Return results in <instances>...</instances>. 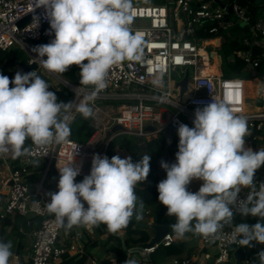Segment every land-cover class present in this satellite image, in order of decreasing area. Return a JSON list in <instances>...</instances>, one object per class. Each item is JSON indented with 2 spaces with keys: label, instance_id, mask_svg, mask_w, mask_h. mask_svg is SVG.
Masks as SVG:
<instances>
[{
  "label": "clouds",
  "instance_id": "obj_1",
  "mask_svg": "<svg viewBox=\"0 0 264 264\" xmlns=\"http://www.w3.org/2000/svg\"><path fill=\"white\" fill-rule=\"evenodd\" d=\"M33 6L44 8L50 34L54 33L49 43L32 48L37 54L33 60L59 74L78 66L79 84L92 90L75 104V112L90 118L92 103L108 86L109 70L126 60L142 61L143 41L130 28L132 0H33ZM152 83L162 87V74ZM49 88L36 71H17L11 80L0 74V155L11 152L14 159L29 155L26 140L43 147L69 137L74 101H59ZM177 134L175 162L161 161L166 178L157 185L159 203L176 218L170 225L176 238L183 239L187 233L216 236L232 225L235 207L242 216L259 217V221L235 225L233 241L241 246L264 243V182H254L255 172L264 165V149L245 148L246 119L212 100L195 109L193 127L181 123ZM58 170V191L48 194L50 202L45 206L61 227L91 229L104 224L110 233L118 234L133 217L143 218L144 204L139 201L137 207L134 189L149 175L147 154L135 162L131 156L109 159L95 154L90 174L81 182H76L80 168L74 161ZM193 181H202L197 192L188 190ZM241 188L248 189L245 200H238ZM11 249L10 241H0V264H9ZM257 257L264 264V251ZM124 264L137 261L126 259Z\"/></svg>",
  "mask_w": 264,
  "mask_h": 264
},
{
  "label": "built area",
  "instance_id": "obj_2",
  "mask_svg": "<svg viewBox=\"0 0 264 264\" xmlns=\"http://www.w3.org/2000/svg\"><path fill=\"white\" fill-rule=\"evenodd\" d=\"M132 0L130 24L133 34L143 41L142 61H124L109 70L107 88L101 91L92 103L93 115L89 118L96 123L97 133L86 143H78L70 138L62 143H52L47 146L31 144L30 154L21 156L18 163L8 167L7 197L0 211V219L15 215L21 216L26 223L23 228H32L30 264H60L64 257L81 255L84 252V233L78 231L69 244H59L64 233L54 216L49 214L45 204L50 202V196L44 188L47 175L58 168L74 161V166L80 168L76 180L84 179L90 174L92 158L95 154L107 156L109 142L118 135H128L140 140L149 141L171 129L177 133L179 125L186 124L193 127L195 109L215 101L225 103L236 115L246 119L248 136L245 137V148L253 151L264 149V99L257 98V110L249 112L246 107L245 80L217 75L211 71L216 63L203 46L209 47L208 42L214 35L226 32L241 25L253 29L263 38L264 43V12L262 17L252 26L251 14L248 8L239 4H227L222 8L215 0H145L146 4ZM35 16L25 25L19 23L27 16ZM200 27V32L196 29ZM208 38L204 43L197 38ZM54 39L50 34V23L45 16L43 7L34 8L33 0H0V51L18 48L33 59L37 54L32 52V41L49 43ZM246 46L250 41H244ZM204 50V56L200 50ZM235 56L242 59L251 70L259 67L260 62L252 58L250 50L238 51ZM264 56V55H263ZM31 59L29 65L36 64L37 74L57 81V85L71 92V102L74 101L70 115L74 116L75 104H78L85 94L91 92L92 87H85L63 79L59 73L49 72L37 61ZM234 59V57H233ZM193 69V75L191 73ZM189 69L186 91L178 85ZM207 69V70H206ZM182 71V77L173 82L172 76ZM162 74L163 86H154L152 81ZM165 82L167 88H165ZM262 101L261 102L258 101ZM261 106V107H260ZM108 110L111 115L108 116ZM109 118L104 124L105 118ZM120 126L121 131L108 137L105 145L96 140L100 131H109L113 126ZM104 126V129L100 127ZM99 130V131H98ZM108 132V133H109ZM256 132V133H255ZM178 135V134H177ZM175 154L166 151L161 161L175 160ZM2 156L0 166L12 158L9 152ZM162 157V156H161ZM160 157V158H161ZM159 159V169L161 170ZM40 162L46 163L41 177L36 182L29 181L31 170ZM254 182L259 185L264 182V165L254 176ZM190 192L195 190L188 186ZM247 188H241L238 200H245ZM83 202V201H82ZM85 207H87L86 202ZM233 217L241 215L233 207ZM150 217L151 211H146ZM37 225L35 227L34 224ZM235 225L224 227L219 234L204 238L192 235L191 240L201 243L202 250L215 248L211 255L208 251L186 258L171 259L168 264H234V251L241 246L234 242L232 232ZM21 228V229H23ZM176 242L170 233L165 235L160 243L152 248L144 249V257L139 260L147 264L148 259L160 247H168ZM264 247V243H258ZM97 264V263H91ZM110 264H117L114 259ZM241 264H258L247 254Z\"/></svg>",
  "mask_w": 264,
  "mask_h": 264
},
{
  "label": "trees",
  "instance_id": "obj_3",
  "mask_svg": "<svg viewBox=\"0 0 264 264\" xmlns=\"http://www.w3.org/2000/svg\"><path fill=\"white\" fill-rule=\"evenodd\" d=\"M227 4H239L240 6L248 8L251 14V25L253 26L263 15L264 12V0H261L260 4H256V0H223ZM220 36L222 38V52L220 56H226V63L229 62L230 57H234L233 62L227 64V69L225 72L230 77H241L243 80H255L258 79L264 84V43L263 38L257 34L253 29H246L241 25L235 26L229 31L221 32L220 34L214 35L212 37L216 38ZM248 39L250 45L246 46L244 41ZM45 44L44 42L32 41L30 46L32 48ZM250 50L253 59H257L260 64L255 70H251L249 66L240 58L235 56L238 51ZM46 59V57H45ZM29 61V56L22 50L18 48L9 49L7 51H0V74L10 76L11 72L6 71V69L21 66V64H26ZM87 63V61H84ZM80 69L76 65L69 67L68 71L63 73L70 82L80 85ZM25 73V71H24ZM42 79H44L50 86L49 90L56 93L58 100L65 103L71 102V92L67 91L64 87L55 84L50 78L38 74ZM83 86V85H82ZM91 87V86H87ZM58 101V102H59ZM73 119L70 120V135L68 138L78 142L86 143L89 141L96 133V128L90 123L88 119L83 118L82 115L76 113L72 116ZM256 133V132H255ZM179 137L176 132L171 129L165 130L162 134L158 135L156 138L149 141H144L137 139L128 135H118L114 137L107 146V157L111 159L114 155H119L121 158H126L131 156L133 161H138L142 156L147 154L150 156V172L147 179L141 183H137L135 186V194L138 197L137 207H139V201H143V218L137 221L135 217L131 220L129 225L121 230L118 234H112L107 230L106 227V238L103 240L86 241L84 245V250L87 252L92 249L102 246L104 248L108 247L110 244L112 246V252L115 254V260L117 264H124L126 259H135L137 264H144L137 258H134V254L130 253V250L135 248L139 244L149 243L153 238V232L149 229L150 224L162 225L167 223L169 226L176 222L174 216H168L167 209L164 205L160 204L158 201V190L157 185L160 181L166 178L165 170L159 169V159L166 152H170L174 155L178 151ZM32 144L31 140H26L25 147H29ZM173 160L171 163H174ZM169 163V164H171ZM43 172L42 166H37L31 170V175L29 181L33 182L35 179L40 178ZM56 176H59L55 173ZM81 179L79 182H81ZM150 210L151 220L148 222L145 218L146 211ZM259 221V217H253L249 215L246 216H234L232 225H239L241 223H247L253 225ZM1 224L5 227L10 228L9 240L11 244L14 238L22 239L20 229L26 226L25 220L19 216L15 215L10 219L1 220ZM230 225V226H232ZM97 227V226H96ZM77 226H74L70 230L63 227L64 230L68 231L70 241L74 239ZM171 230V228H170ZM172 235H175L172 232ZM2 234L5 235L3 232ZM192 233H187L185 236ZM15 246V245H14ZM21 247V246H20ZM258 246L253 252L256 253ZM22 248V247H21ZM264 251V248H261ZM194 252L193 247H190L186 241L177 240L168 247L160 246L154 254L150 256L147 264H168V261L177 257L192 256ZM252 252V253H253ZM258 254V252H257ZM255 258L256 263L260 264L259 259ZM88 254L83 256L76 255L73 257L66 256L60 264H86ZM19 264H29L30 261L24 260V258L19 256ZM110 263V262H109ZM108 263V264H109ZM91 264V263H90Z\"/></svg>",
  "mask_w": 264,
  "mask_h": 264
},
{
  "label": "crops",
  "instance_id": "obj_4",
  "mask_svg": "<svg viewBox=\"0 0 264 264\" xmlns=\"http://www.w3.org/2000/svg\"><path fill=\"white\" fill-rule=\"evenodd\" d=\"M244 28H246V27H244ZM208 45H209L210 48H212L211 53H215L216 56L219 55L220 52H222V38L220 36H218L216 38L213 37V40H210L208 42ZM221 58H222L221 66H220V64H218V62L216 60L215 61L216 63H214L215 65L211 66L212 67L211 68V71L214 72V73H216L217 75H222V76L230 77L229 75H227V73L225 72V70L227 69V67H226L227 64H229V62L230 63L233 62V57H230L229 58V62L228 63H226L227 61L224 62V58L222 56H221ZM230 78H241V77H230ZM244 82H245V91H246V88H247L246 85H250V83L251 84H255L254 91L256 93V96L255 97H252V98H247L248 100H252V101L255 102V100L257 98L264 99V95H261L260 92H259V86H260V84H263L260 80H258V79H255V80H245ZM260 104H262V101H261ZM255 110H257V107L254 110L253 109H248L249 112H254ZM111 112H112L111 110H108V116L111 115ZM103 118L106 119L105 116H103ZM87 119L96 128V123L93 122V120H91L89 118H87ZM96 130H97V128H96ZM96 133H97V131H96ZM96 133L94 135H96ZM108 137H109V135H108ZM163 155L160 158V161L162 160ZM1 157L2 156H0V161L3 162V160L1 159ZM19 159H20V157L19 158H15V159L12 157L10 160H8V162H5V164L2 163V165L0 166V211L2 210L3 205L5 203V200H6V197H7L6 196L7 195V184L6 183H7L8 177H9V169H8V167L17 164ZM42 163H44V162H40L37 166H42L43 169H45V166L46 165L44 166ZM161 170H163L162 167H161ZM37 180H39V178L38 179H35L32 183L36 182ZM48 181H49V185H53L54 184V185H57L58 186L59 176H56L55 175V172H53V171L50 172L47 175L46 181L44 183V188H45V190L47 192L51 193L49 191V189L46 187V183ZM49 214H51V213H49ZM238 216L240 217V215H238ZM10 218H12V217H9V218H6V219H10ZM145 218H146V220L148 222H150L151 216L149 217L145 213ZM1 220H5V219H0V241L8 242L10 228L7 227V226L4 227L1 224ZM36 225H37V222H36V224H34L33 227H35ZM234 225H236V224H234ZM227 226H230V225H227ZM93 228L86 229V228H84L82 226L77 228L76 233L78 231L84 233V245H85V242L86 241H89V240L94 241V240H103V239H105V238H103V236L96 237L94 235ZM31 230H32V228H23V229H20V233L22 235V237H21L22 239L20 240L19 238H14V241L12 243V249H11V251L13 253V256L10 258L9 264L11 262L14 263L13 261H15L16 264H19V260H20L19 259V256L20 255H21L22 258H24V260H26V262L27 261H30V255H31V237H30V233H31ZM3 232L5 233V235L2 234ZM64 232H65V234H63L61 236V239H60L59 244H69V243H71L72 240L70 241V239L68 238L69 237L68 231L67 230H64ZM120 234H122V232H120ZM192 235L193 234L187 235L183 239H177L176 236L175 235L174 236L176 238V241L177 240H182V241L184 240V241H186L188 243V245L190 247H193L194 252H193L192 256L193 255H196V254H199L200 252H203V251H206V252L208 251L211 255H213L215 253V250H210L209 251L208 249H205V250H202L201 251V249H202L201 243L198 242V241L191 240V236ZM111 248H112L111 244L108 247H106V248H104L102 246H99V247H96V248L92 249L91 251H89L87 253H86L87 250H84V252H83V254H81V256H83L85 254H88L89 258L87 259L86 264H90V263H93V262L94 263H97V264H108L109 262L111 263V261H113L115 259V257H113V256H115V254L111 251L112 250ZM70 257H73V256H70ZM186 257H188V256H183L182 258H186ZM96 258H98L99 261L98 260H95ZM198 264H200V260H199Z\"/></svg>",
  "mask_w": 264,
  "mask_h": 264
},
{
  "label": "water",
  "instance_id": "obj_5",
  "mask_svg": "<svg viewBox=\"0 0 264 264\" xmlns=\"http://www.w3.org/2000/svg\"><path fill=\"white\" fill-rule=\"evenodd\" d=\"M211 1V0H209ZM215 2L220 5L222 8L225 7V4L220 1V0H215ZM261 0H256V4H260ZM35 16V14L29 15L27 17H25L20 23V26L25 25L26 23H28L33 17ZM211 58H215V60H217L218 64L222 63V58L220 55H217L215 53H211L210 54ZM21 67L23 68V70L25 71V73L37 70V65L33 64V65H29V64H21ZM188 78H189V69L186 70V73L184 75V78L181 82L178 83V85L182 88V93L186 91V87H187V83H188ZM258 102H261L260 100ZM122 128L118 125L113 126L109 132V137H111L112 135L118 133L119 131H121ZM166 163L169 164L168 162V156H166L165 161ZM149 229L153 232V238L149 243H145V244H139L137 245L135 248L130 250V253L133 254H138L141 257H144V249L147 248H152L155 244H158L161 242V240L163 239V237L167 234L170 233V226L165 223L162 225H158V224H150L149 225ZM258 242L256 241H251L249 245H245L243 247H240L238 249H236L234 251L233 257H234V264H241V262L246 258L247 254H250L253 250H255L258 247Z\"/></svg>",
  "mask_w": 264,
  "mask_h": 264
},
{
  "label": "rangeland",
  "instance_id": "obj_6",
  "mask_svg": "<svg viewBox=\"0 0 264 264\" xmlns=\"http://www.w3.org/2000/svg\"><path fill=\"white\" fill-rule=\"evenodd\" d=\"M138 3H142V4H146V1L145 0H138L137 1ZM247 30H248V28H247ZM196 32L197 33H199L200 32V27H197V29H196ZM197 38L200 40H202L203 42L202 43H204L205 44V42L208 40V38H206V37H202V36H197ZM204 47V49L208 52V53H211V51H212V48H210V47H205V46H203ZM221 53V52H220ZM27 55L29 56V61L31 60V59H33V56L31 55V54H28L27 53ZM223 58H224V62L226 61V56L224 55L223 56ZM225 65V64H224ZM225 69V68H224ZM6 71H8V72H11V75L9 76V78H10V80L11 79H13L14 78V76H15V74H16V72L17 71H19V72H21V73H24V70H23V68L21 67V66H18V67H14V68H9V69H6ZM180 72V74L178 75L176 72H174L173 73V76H172V79H173V82H176L177 80H179L181 77H182V71L180 70L179 71ZM191 73H192V75H193V69L191 68ZM60 76L63 78V79H66V76L64 75V74H60ZM52 82H54V81H52ZM56 82H60V79H58L57 78V81H55L54 83L56 84ZM255 83V82H254ZM165 88H167V83L165 82ZM12 85H10V87H11ZM247 86V88H246V96H247V98H252V97H255L256 96V93H255V91H254V89H255V84H251L250 83V85H246ZM246 107L248 108V109H255L256 107H259V105H257L254 101H252V100H246ZM261 107V106H260ZM108 119L109 118H106L105 120H104V124L108 121ZM100 129H104V126H102V127H100ZM99 131V130H98ZM108 132L109 131H105V130H103V131H100V134L97 136V137H95V139L96 140H99V142L102 144V147H104V145H105V143H104V141H107V139H108ZM104 140V141H103ZM44 166L46 165V163H42ZM77 182H79L80 180H76ZM201 184H202V181H193L189 186H191L194 190H195V192H197L198 190H199V187L201 186ZM46 187L49 189V191L52 193V192H57L58 191V186L57 185H49V181L46 183ZM246 217H248V216H246ZM93 230H94V235L96 236V237H100V236H103V238H106V236H107V234H106V225H104V224H100L99 226H97V227H94L93 228ZM63 234H65V232L63 233ZM111 246H113V244L111 245ZM261 248H264V247H261ZM261 248H258V250H256V253L255 252H251L249 255L252 257V258H255V256H256V254H257V252L259 253V252H261ZM209 251L210 250H215V248L214 247H210V248H207ZM135 256H134V258H137V259H139V257H140V255H138V254H134ZM113 257H115V256H113ZM95 260H98V258H96ZM99 261V260H98ZM14 263H10V264H16V262L15 261H13Z\"/></svg>",
  "mask_w": 264,
  "mask_h": 264
},
{
  "label": "bare ground",
  "instance_id": "obj_7",
  "mask_svg": "<svg viewBox=\"0 0 264 264\" xmlns=\"http://www.w3.org/2000/svg\"><path fill=\"white\" fill-rule=\"evenodd\" d=\"M200 55L201 56H204L205 54H204V50H200ZM259 92H260V94L261 95H264V85L263 84H260V86H259Z\"/></svg>",
  "mask_w": 264,
  "mask_h": 264
}]
</instances>
